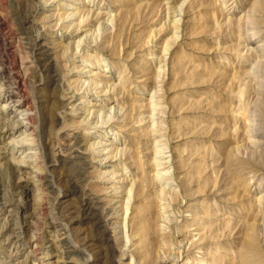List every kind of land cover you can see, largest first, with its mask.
Returning <instances> with one entry per match:
<instances>
[{
  "label": "rangeland",
  "instance_id": "1",
  "mask_svg": "<svg viewBox=\"0 0 264 264\" xmlns=\"http://www.w3.org/2000/svg\"><path fill=\"white\" fill-rule=\"evenodd\" d=\"M3 201L0 264H264V0H0Z\"/></svg>",
  "mask_w": 264,
  "mask_h": 264
},
{
  "label": "bare ground",
  "instance_id": "2",
  "mask_svg": "<svg viewBox=\"0 0 264 264\" xmlns=\"http://www.w3.org/2000/svg\"><path fill=\"white\" fill-rule=\"evenodd\" d=\"M69 7V6H68ZM71 8V7H70ZM89 13V12H88ZM68 17V16H67ZM92 18V17H91ZM96 21V20H95ZM82 73V72H81ZM85 83V82H84ZM70 98V97H69ZM16 103V102H15ZM24 139V138H23ZM14 143H18V142H22L21 140L20 141H17V140H12ZM23 143V142H22ZM22 145H30V144H22ZM30 148L32 149V146H30ZM73 150H71L70 152H69V157H70V161H72L73 163H75V168H76V172H75V174L74 175H72V177L73 178H75V179H80L81 178V176H82V174H83V165H85V164H83V157H82V153H81V151H79V149H77L76 147H74V148H72ZM106 149V148H105ZM102 150H103V148H101L100 150H99V152L100 153H102ZM70 153H71V155H70ZM32 154H33V152L32 151H26V152H24V157H25V160L24 161H26V162H30L31 161V158H32ZM43 156V155H42ZM23 158V157H22ZM33 159V158H32ZM111 159V158H110ZM23 163V162H22ZM69 168V167H68ZM85 173V172H84ZM68 175V174H67ZM165 183V182H164ZM75 185V184H74ZM92 194V193H91ZM3 199V198H2ZM8 202V201H7ZM11 204V203H10ZM1 207V209H3L4 207H6L5 206V202L3 201V203H1V205H0ZM84 207V206H83ZM11 209V208H10ZM4 210V209H3ZM6 210H7V208H6ZM95 210H97V202H96V200L94 199V198H88L87 199V202H86V214L87 215H91V217H90V219H93V220H98V218H97V214L96 213H94L93 211H95ZM7 212V211H6ZM97 212V211H96ZM8 213V212H7ZM6 214V213H5ZM85 215V214H84ZM5 216V215H4ZM1 217V216H0ZM105 217V216H104ZM5 218H6V216H5ZM88 220V219H87ZM106 223V222H105ZM99 225V224H98ZM7 229L8 230H11V229H13V226H12V223H9L8 224V227H7ZM2 231V230H1ZM11 234V233H10ZM96 234V233H95ZM14 239V240H13ZM97 241V240H96ZM100 241V240H99ZM97 243V242H96ZM17 240H16V238L15 237H13L12 238V245L14 246V248L16 247V251H15V253L17 254V247H19L20 248V243L18 244V246H17ZM23 247V246H22ZM2 248V247H1ZM27 248V247H26ZM21 251V250H20ZM103 252V251H102ZM15 256V255H14ZM20 256V255H19ZM91 258V257H90ZM92 259H93V257H92ZM97 259V258H96ZM7 260V259H6ZM22 261V260H21ZM120 261V260H119ZM1 262V261H0ZM11 263V262H10ZM118 263V262H117ZM23 264V263H22Z\"/></svg>",
  "mask_w": 264,
  "mask_h": 264
}]
</instances>
